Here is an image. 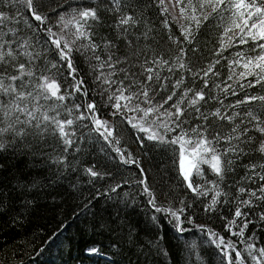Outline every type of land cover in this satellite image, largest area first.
Instances as JSON below:
<instances>
[{"label":"trees","instance_id":"16d2710c","mask_svg":"<svg viewBox=\"0 0 264 264\" xmlns=\"http://www.w3.org/2000/svg\"><path fill=\"white\" fill-rule=\"evenodd\" d=\"M172 2L175 4V0ZM35 3L41 6V14L48 17L47 27L53 32H59L57 13L71 16L73 9L96 8L100 22H92L89 31L92 40L99 45L97 54L102 60L111 54L114 60L118 58L121 61L116 69L99 68L100 61L95 60L90 51L85 48L78 50V46L88 45L89 41L77 40L73 46L72 63L77 70V78L84 81L88 95L77 93L64 102L41 101L44 107L38 115L49 106L60 105L56 108L60 119L74 118L78 113L73 109L69 116L68 108L78 103L95 102L97 116L113 125L114 136L120 143L114 145L106 142L94 131L91 120L76 121L73 125L74 143L67 150L58 134L44 125L40 128L27 127L28 134L25 136L0 138V143L4 144L0 149V264H225V258L217 247L219 241L211 235L213 232L224 237L225 241L232 240L238 249H244L246 243L264 247V220L260 219V214L264 212V201L254 202L253 208L244 209L249 213L246 219L251 223L245 229L243 238L233 236L226 229V223L233 218L237 206L234 197L239 196L238 187L256 188L260 183L259 180L253 183L248 179L250 173L247 165L264 163V155L255 151L264 136L254 129L250 130L248 135L253 142L239 145L244 149L243 154L229 156L233 160L230 170L218 181L222 192L219 198L221 202L215 210L205 211L214 193L209 191L207 196H197L187 188L179 172L180 146L146 138L141 142L139 138L144 136L143 133L132 128L122 117L112 115L114 109L108 96L117 83L109 87L98 79L101 72L106 76L114 73L109 77L112 81L124 80L128 84L134 79L139 83L147 75L144 68L152 67L161 78H168L167 89L160 91L155 101L169 95L172 84L181 76L184 83L177 96L184 88L199 90L203 86L202 80L194 79L187 70L174 68L170 72L169 68L178 65L176 56L180 47H184L186 53L183 62L193 71L205 68L217 59L215 50L219 47V37L227 21L210 18L201 24L194 33L195 39L189 44L181 35V27L187 24L186 20L180 19L179 8L183 5L176 6V10L171 12L165 0L164 4L159 0H120V7L125 12L134 13L138 21L127 32L115 26L116 13L111 11V0H35ZM165 7L168 12L163 11ZM0 11L15 17L8 27L17 30L20 40L27 41V51L40 54V58L34 61L40 71L44 72L47 66L45 74L62 82V91L65 85L73 83L68 78V69L62 67L64 62L56 55L54 45L46 43L49 34L44 30L45 25L31 17L24 0H0ZM74 31L69 26V39ZM174 40L180 43H174ZM108 41L113 47L109 48ZM253 47L249 42L227 48L223 53L224 58L216 65L215 70L219 75L209 78V89L205 90L207 103L201 102L200 107L203 113L209 115L213 131L227 134L232 127L227 121L211 117V112L217 108L229 112L252 108L264 113V104L259 102L236 109L228 108L245 92L264 94L261 86L239 89L237 84L227 80L229 61L235 53L242 51L254 56L256 52L251 51ZM161 58L167 60L168 64L151 62ZM26 59L20 57L22 61ZM53 64L57 67L53 68ZM240 71L242 69L236 68L237 73ZM125 72L129 73L128 79H124ZM131 73H136V76L133 77ZM225 81L233 84L239 97L225 94L215 87L216 84L223 87ZM68 90L71 91L70 88ZM211 97L223 100V106ZM7 99L0 93V101ZM29 107L32 105L29 104ZM55 114L48 111V115ZM196 115L193 109H187V123L183 125L185 130L196 123H203L195 119ZM0 119H3L2 112ZM160 131L163 132L162 129ZM178 132L179 129L168 133L167 139L171 140ZM224 146L222 142L217 148ZM115 147L131 153L132 158L139 162V167L123 163L120 155L114 151ZM88 168H93L100 175L92 177L87 172ZM200 168L203 175L193 172L192 180L211 189L210 182L218 178L207 164L200 165ZM257 171L260 169L257 168ZM144 177L155 197L156 207L172 211L184 209L183 213L178 212L183 231L178 230V222L170 212H157L149 202L150 196L144 191L145 186L139 183ZM232 230L238 229L234 225ZM241 239L244 243L240 242ZM93 248L97 251L91 252ZM242 254L247 256L246 252ZM246 264L254 262L249 259Z\"/></svg>","mask_w":264,"mask_h":264},{"label":"snow or ice","instance_id":"6c2138e0","mask_svg":"<svg viewBox=\"0 0 264 264\" xmlns=\"http://www.w3.org/2000/svg\"><path fill=\"white\" fill-rule=\"evenodd\" d=\"M11 2V0H9ZM164 4V0H159ZM25 6L31 14V17L44 24V30L49 34L46 43H51L55 47L56 55L60 61H63L62 67L68 69V78L73 81L70 85H65L62 91V82H58L53 76L46 75L35 65L34 61L40 58L39 53L33 54L27 51L29 45L27 41L18 38V32L15 28L8 27L15 17L6 15L0 11V93L8 97L7 100L0 101V112L3 113V119H0V138L7 136L9 139L27 135V127L40 128L41 125L51 127L52 131L58 134L64 145L70 147L74 143L75 130L73 125L76 121L91 120L94 125V131L98 132L103 139L109 144L119 145L120 141L114 136V127L106 120H101L97 116V105L95 102H86L84 104H75L73 108H68V115L71 116L73 109L78 113L74 118L60 119V113L56 108L60 105L49 106L46 111L40 113L44 107L41 101H59L64 102L67 98L79 93L82 96H87V90L84 88V81L78 79L76 68L72 63L73 46L77 40L85 39L89 41L88 45H80L79 48H85L90 51L95 60L100 61L98 67L116 69L117 64L121 61L113 55L109 54L106 59H101L97 54L96 45L92 40L90 29L92 22H100V16L97 9L94 7H84L73 9L71 16L58 15L56 26L59 32H53L47 27L48 17L42 15L40 7L35 3V0H24ZM183 5L179 8L180 19L186 20L187 24L181 27V35L184 41L191 44L195 39L194 33L199 30L202 23L209 21L210 18H219L221 21L226 20L227 23L223 27V31L219 37V47L215 50L217 59L210 62L205 68L193 71L183 62L185 56L184 47L179 48V54L176 56L178 65L169 68L173 71L187 70L193 74L194 79L203 81V86L199 90L193 88H184L177 96V91L181 89L184 83V77L178 78L172 84V91L166 97H161L159 101H155L156 95L160 91L167 89V77L161 78L152 67L144 68V73L147 75L144 80L137 83L136 80H131L128 84L124 80L119 82L112 81L109 77L114 73H109L107 76L101 72L98 79H102L106 85L117 83V87L108 96L111 107L114 109L112 115L122 117L132 128L143 133L140 137L142 142L145 138L150 141L160 143L178 144L179 148V172L186 182L187 188L197 196H207L211 191L214 195L211 197L210 203L205 207V211H213L222 195L219 187V180H222L225 173L230 170L233 163L229 156L232 154L241 155L244 149L240 144H251L253 138L248 135L249 131L254 129L264 136V113L259 109L247 108L241 112L227 110L222 111L221 108L211 112V117L220 121H227L232 125L227 134L219 131H213L209 119V115L201 110V102L207 103L206 89H209L210 76H218L216 65L223 59V53L229 47L236 45H246L249 42L254 45L251 51L256 52V55H248L245 52L238 51L235 56L229 61L228 81H233L239 89L256 88L261 86L264 88V0H175L174 7ZM111 11L116 13L115 26L122 32H127L130 27H135L138 21L134 13L125 12L120 7V0H111ZM168 12V8L163 9ZM227 13V16H225ZM71 26L75 31L71 33L69 39L68 29ZM167 27V21H165ZM39 27V25L37 26ZM6 29V30H5ZM4 37H7L5 39ZM171 39V37H170ZM174 43H180L174 40ZM109 48L113 47L111 41H108ZM132 43V41H129ZM23 49V51H20ZM258 50V51H257ZM20 57H26V60H20ZM153 64H168V61L161 58L153 59ZM148 63V61H145ZM57 67L56 64L52 65ZM236 68L242 69L236 72ZM123 71V69H120ZM133 77L136 73H131ZM129 73L125 72L124 79H128ZM253 77V79H248ZM224 86L216 84V88H220L221 92L239 97V92L233 87L232 83L223 82ZM155 85V87L153 86ZM71 89L69 91L68 89ZM176 97L174 100L173 98ZM218 103L223 106V100L216 97ZM155 101V103H154ZM171 102V103H169ZM259 102L264 104V94L254 95L245 92L242 98H238L233 104L228 105L229 109H236L242 105H250ZM29 104L32 107H29ZM145 105V106H142ZM165 105H168L165 108ZM83 108V111L81 109ZM193 109L197 114L196 120H201L203 123L194 124L189 130H185L183 125L187 123V109ZM48 111L55 112V115H48ZM136 113L137 115H128ZM23 117V119H21ZM151 118V119H150ZM7 121L6 123L4 121ZM238 120V122H237ZM19 125V127H18ZM243 125V127H241ZM251 126V128L249 127ZM163 130L161 132L160 130ZM178 134L171 140L167 139L168 133L176 132ZM195 137V138H193ZM236 141L237 143H233ZM225 145L222 149L217 148V145ZM4 144L0 143V149H3ZM122 162L125 164H135L139 167V162L132 158L131 153H125L119 147H115ZM256 152L264 155V139L258 142L255 148ZM207 164L211 171L218 178L217 181H211L212 188H204L192 180L193 172L202 176L203 171L200 165ZM257 168L260 171H257ZM250 173L248 179L253 183L259 180L260 183L256 188L246 186L238 187L237 206L233 212V218L226 223V229L233 236L244 237L245 229L248 228L250 220L246 219L248 212L244 209H251L255 206L254 202L264 201V163H252L247 165ZM87 172L92 177L100 175L93 168H88ZM143 174V170L141 169ZM139 183L144 185V191L149 194V202L153 205L157 212L166 211L176 219L177 228L179 231L184 229L180 227V215L184 209L172 211L171 209H161L156 207L155 197L152 196L150 189L147 187V178L140 179ZM205 183H209L205 181ZM2 203V201H0ZM260 219L264 220V212L260 214ZM237 221H242L238 224ZM237 227V231H233V226ZM202 227V226H201ZM216 236L219 241L217 247L220 248L221 254L225 258V264H246L250 259L254 264H264V247H257L255 243H246L244 249H238L232 240L225 241L224 237L218 236L216 233H211ZM252 239L251 236L248 237ZM216 243V241H213ZM241 243L244 240L241 239ZM223 246V247H221ZM91 252H96L93 248ZM247 253V256L242 253ZM234 254V255H233Z\"/></svg>","mask_w":264,"mask_h":264},{"label":"rangeland","instance_id":"374dc122","mask_svg":"<svg viewBox=\"0 0 264 264\" xmlns=\"http://www.w3.org/2000/svg\"><path fill=\"white\" fill-rule=\"evenodd\" d=\"M165 4L168 7H170V11L171 12H174L176 10V7L173 6L174 4H173L172 0H165Z\"/></svg>","mask_w":264,"mask_h":264}]
</instances>
